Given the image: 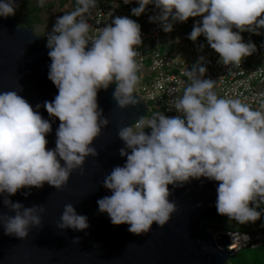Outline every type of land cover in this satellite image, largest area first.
Wrapping results in <instances>:
<instances>
[{"label": "clouds", "instance_id": "obj_1", "mask_svg": "<svg viewBox=\"0 0 264 264\" xmlns=\"http://www.w3.org/2000/svg\"><path fill=\"white\" fill-rule=\"evenodd\" d=\"M134 2L138 6L131 9V15L139 17L152 5L157 14L149 22L159 24L165 33L175 23L200 18L187 39L196 42L203 37L225 66H239L256 51L251 41H243L241 33L260 35L264 30V0ZM76 3L73 11L57 17L47 36V79L57 95L51 102L45 101L43 108L59 121L54 148L46 149V136L52 130L49 120L17 91H0V196L13 213L0 215V227L4 235L19 240L30 229L40 227L44 208L25 207L8 197L21 189H40L45 183L60 190L87 157H95L93 141L108 122L97 104L98 91L115 84L117 107L137 104L133 91L138 81L140 26L127 17H115L111 25L90 35L84 14L95 7L96 0ZM15 8V0H0V18L14 15ZM203 65L201 56L185 71L189 84L170 101L169 111L177 115L157 112L148 120L141 117L135 131L131 126L118 129L123 142L119 156L126 160L104 176L102 187L111 194L97 200L98 213L106 214L113 226L127 225L134 235L148 233L153 223L163 227L176 211L168 186L179 187L201 178L217 184L218 215L239 225L261 218L264 111L253 110L239 99L218 97L213 91L215 82L203 78ZM56 227L85 231L89 225L86 216L66 204Z\"/></svg>", "mask_w": 264, "mask_h": 264}, {"label": "water", "instance_id": "obj_2", "mask_svg": "<svg viewBox=\"0 0 264 264\" xmlns=\"http://www.w3.org/2000/svg\"><path fill=\"white\" fill-rule=\"evenodd\" d=\"M15 4L17 7L19 0ZM47 53L42 38L30 28L19 27L11 16L0 18V91H17L49 120L52 130L46 136V149H51L59 121L43 108L45 101L51 102L57 95L47 79ZM114 89L115 85H109L97 93L98 107L108 122L93 141L95 157H87L60 190L45 183L40 189H21L8 197L25 207L41 205L44 212L40 227L30 229L24 240L4 235L0 227V264H225L236 257V252L228 250L231 244L227 235L205 229L206 224L227 218L216 212V182L201 178L179 187L169 185V200L176 211L163 227L153 223L146 234H131L127 225L113 226L106 214L98 213L97 200L111 194L102 187L104 176L126 160L119 156L123 142L117 131L137 123L146 112L136 93V105L117 107ZM3 198L0 196V215H13ZM66 204L87 217L89 227L85 231L56 227Z\"/></svg>", "mask_w": 264, "mask_h": 264}, {"label": "built area", "instance_id": "obj_3", "mask_svg": "<svg viewBox=\"0 0 264 264\" xmlns=\"http://www.w3.org/2000/svg\"><path fill=\"white\" fill-rule=\"evenodd\" d=\"M153 6L150 7L147 16L143 19L144 27L140 28L142 43L150 42L155 48L148 55L147 47L141 45L136 49V57L139 69L137 74L145 73L144 85L137 95L144 102L146 112L143 119L152 118L157 112L166 116L177 115L169 111L170 101L173 97H179L184 87L189 84L185 76L186 70H191L198 58L204 57L206 68L204 79L215 82L213 91L220 98L239 99L253 110L264 111V66L249 65V56L242 59L239 66H225L218 62V55L211 50L203 37H198L196 42L187 39L192 30L193 23L200 18H189L184 23H175L171 32L165 33L157 23H150L149 17L156 15ZM127 17L124 12L103 2L100 7L84 14L89 23V34H95V29L111 25L113 18ZM130 19V18H129ZM234 31L236 29H233ZM243 41H251L255 44L260 35L248 32L241 33ZM141 43V44H142ZM201 45L203 47L201 48ZM135 124L131 127L135 130ZM149 130V129H145ZM215 235L225 234L230 244L228 250L238 252L242 249H254L264 245L263 233L222 232L216 231Z\"/></svg>", "mask_w": 264, "mask_h": 264}, {"label": "rangeland", "instance_id": "obj_4", "mask_svg": "<svg viewBox=\"0 0 264 264\" xmlns=\"http://www.w3.org/2000/svg\"><path fill=\"white\" fill-rule=\"evenodd\" d=\"M71 0H68L67 3L63 7H56L52 9L51 11H46L43 14L32 16V17H21L19 19H16L15 23L19 27H27L33 30V34L40 36L43 39V44L46 45L47 43V36L49 32L51 31L55 20L57 17L66 14L68 12H71L75 9L74 6L70 5ZM124 13L127 14V10H124ZM12 17V16H11ZM14 19V17H12ZM31 19V20H30ZM264 40V38H260L254 45L256 47V51L249 56V65L252 66H264V44L262 45L261 42ZM141 46L147 47L146 53L150 55L153 50L154 46L150 43H142ZM138 81L134 87L133 93H140L141 87L144 85L143 79L146 78L145 73H139L137 74ZM114 85V84H110ZM136 130V129H135ZM134 130V131H135ZM258 210L262 211V216L259 220H257L254 223H249L245 225H239L234 221L228 220L225 218L221 221H215L210 222L205 225V229L207 232H210L214 234L216 231H222V232H244V233H263L264 232V203H258ZM263 246V245H261ZM258 254L257 257H260L262 261H264V247L260 248L259 251L256 252ZM253 253L250 250H245L241 253V255H245V259L249 260L253 256Z\"/></svg>", "mask_w": 264, "mask_h": 264}, {"label": "trees", "instance_id": "obj_5", "mask_svg": "<svg viewBox=\"0 0 264 264\" xmlns=\"http://www.w3.org/2000/svg\"><path fill=\"white\" fill-rule=\"evenodd\" d=\"M67 1L68 0H43V2L41 3L40 0H19V5L15 8V13L14 15H12V17H14V20L16 21V19L20 18L19 16L21 17L22 16L23 17L37 16V15L43 14L46 11L49 12L56 7L61 8L67 3ZM103 2L109 3L110 5L116 7L122 12H124V10H127L126 16H128L131 20L135 21L140 26V28L144 27L143 19L147 16L149 9L152 6V5L146 6L145 12L142 13L139 17H135L131 15V9L138 6L134 2V0H130L128 4H125L123 0H96L95 7L90 8L88 13L100 7ZM70 5L74 6L75 8L78 7L76 0H71ZM261 33H262V38H264V30H261ZM261 44L262 45L264 44V40L261 42ZM263 247L264 245L258 246L254 249H250V248L242 249L236 253L237 255L233 260H228L225 264H264V261H262L260 257H257L258 254L256 253L257 251L260 250V248H263ZM245 250H250L256 254H253L252 255L253 257L251 259L246 260L244 258L245 255H241V253Z\"/></svg>", "mask_w": 264, "mask_h": 264}]
</instances>
